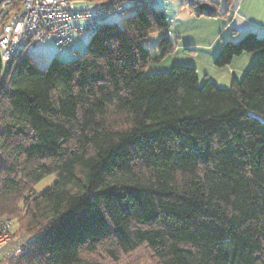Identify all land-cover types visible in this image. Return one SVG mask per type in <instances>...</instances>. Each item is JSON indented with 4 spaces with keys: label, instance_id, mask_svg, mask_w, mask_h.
<instances>
[{
    "label": "trees",
    "instance_id": "obj_1",
    "mask_svg": "<svg viewBox=\"0 0 264 264\" xmlns=\"http://www.w3.org/2000/svg\"><path fill=\"white\" fill-rule=\"evenodd\" d=\"M117 1L134 13L75 60L0 56V218L28 236L12 264H264V35L223 44L219 68L258 53L228 89L192 66L147 75L175 49L169 20Z\"/></svg>",
    "mask_w": 264,
    "mask_h": 264
},
{
    "label": "built area",
    "instance_id": "obj_2",
    "mask_svg": "<svg viewBox=\"0 0 264 264\" xmlns=\"http://www.w3.org/2000/svg\"><path fill=\"white\" fill-rule=\"evenodd\" d=\"M171 1V0H168ZM200 7L210 0H187ZM87 3V10L75 12L74 6ZM131 1L92 2L90 0H0V56L4 64L30 55L42 41L53 39L60 49L70 50L74 35L98 31L102 21L122 13ZM24 215L26 207L20 205ZM28 248V236L21 232L17 219L0 218V264H12Z\"/></svg>",
    "mask_w": 264,
    "mask_h": 264
},
{
    "label": "crops",
    "instance_id": "obj_3",
    "mask_svg": "<svg viewBox=\"0 0 264 264\" xmlns=\"http://www.w3.org/2000/svg\"><path fill=\"white\" fill-rule=\"evenodd\" d=\"M176 1H181V5ZM209 5L224 16H196L187 0L159 3L170 23L166 35L175 47L164 60H171V65L194 67L200 84L209 80L228 89L234 79L245 76L258 53H244L224 68L217 67L215 60L225 42L237 41L247 33L264 35V0H210Z\"/></svg>",
    "mask_w": 264,
    "mask_h": 264
},
{
    "label": "rangeland",
    "instance_id": "obj_4",
    "mask_svg": "<svg viewBox=\"0 0 264 264\" xmlns=\"http://www.w3.org/2000/svg\"><path fill=\"white\" fill-rule=\"evenodd\" d=\"M163 0H160L157 4L158 9H161L159 3H162ZM175 4L181 5V1L174 2ZM185 8H189L186 4H184ZM87 10V3H79L75 4L74 11L75 12H83ZM134 13V11H127L126 13H118L111 15L106 18L107 23L117 24L119 26H123V19L127 16H130ZM206 17V16H204ZM162 36L161 33L152 34L147 40L144 41V45L148 47L150 50L155 52L159 51V39ZM75 43L73 45V49L65 50L60 49L55 40L49 39L40 42L35 46V48L30 52L31 60L41 69L45 68L50 64V62L57 58L61 62H68L71 60H75L79 56H81L87 50V44L90 40L89 33L76 34L74 35ZM171 60H162L157 63H151L147 69V75L151 74H163L168 73L172 70L175 64L171 65ZM6 72V69H4ZM57 182V178L55 175H50L45 178L43 181L38 183L34 187V191L36 194L40 195L44 193L46 190L51 188Z\"/></svg>",
    "mask_w": 264,
    "mask_h": 264
},
{
    "label": "water",
    "instance_id": "obj_5",
    "mask_svg": "<svg viewBox=\"0 0 264 264\" xmlns=\"http://www.w3.org/2000/svg\"><path fill=\"white\" fill-rule=\"evenodd\" d=\"M200 9L202 11H208V12H212L214 9L212 6H210L209 4H203L200 6Z\"/></svg>",
    "mask_w": 264,
    "mask_h": 264
}]
</instances>
